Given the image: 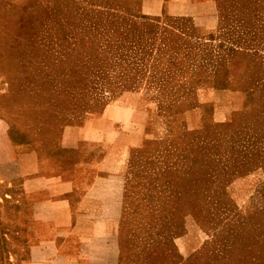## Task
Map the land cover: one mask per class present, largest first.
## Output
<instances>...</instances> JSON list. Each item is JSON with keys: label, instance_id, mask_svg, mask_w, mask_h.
<instances>
[{"label": "rangeland", "instance_id": "rangeland-1", "mask_svg": "<svg viewBox=\"0 0 264 264\" xmlns=\"http://www.w3.org/2000/svg\"><path fill=\"white\" fill-rule=\"evenodd\" d=\"M260 1L219 0L208 35L122 0H0L12 142L56 147L64 127L145 113L125 175L122 264H264ZM0 220V264H19L20 234L7 240Z\"/></svg>", "mask_w": 264, "mask_h": 264}, {"label": "crops", "instance_id": "crops-1", "mask_svg": "<svg viewBox=\"0 0 264 264\" xmlns=\"http://www.w3.org/2000/svg\"><path fill=\"white\" fill-rule=\"evenodd\" d=\"M122 3L161 23L187 22L201 34H217L222 24L219 0ZM259 3L264 9V1ZM261 19L264 25L263 12ZM229 113L218 108L216 121H226ZM99 121L100 128L90 127ZM144 121L139 110L110 120L104 113L81 126L64 127L57 146L50 148L44 140L12 142L8 119L0 115V217L7 240L20 234L19 264H122L125 175Z\"/></svg>", "mask_w": 264, "mask_h": 264}, {"label": "trees", "instance_id": "trees-1", "mask_svg": "<svg viewBox=\"0 0 264 264\" xmlns=\"http://www.w3.org/2000/svg\"><path fill=\"white\" fill-rule=\"evenodd\" d=\"M142 17H144V16H142Z\"/></svg>", "mask_w": 264, "mask_h": 264}]
</instances>
